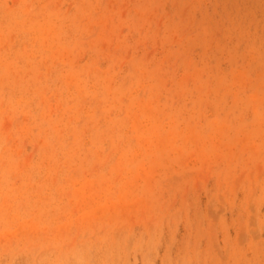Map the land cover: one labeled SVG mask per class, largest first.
I'll return each instance as SVG.
<instances>
[{"label":"rangeland","instance_id":"obj_1","mask_svg":"<svg viewBox=\"0 0 264 264\" xmlns=\"http://www.w3.org/2000/svg\"><path fill=\"white\" fill-rule=\"evenodd\" d=\"M0 264H264V0H0Z\"/></svg>","mask_w":264,"mask_h":264}]
</instances>
